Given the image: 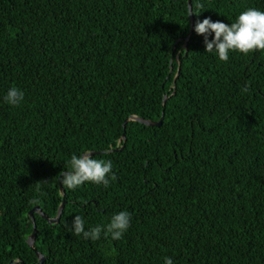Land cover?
Returning a JSON list of instances; mask_svg holds the SVG:
<instances>
[{
    "label": "trees",
    "instance_id": "trees-1",
    "mask_svg": "<svg viewBox=\"0 0 264 264\" xmlns=\"http://www.w3.org/2000/svg\"><path fill=\"white\" fill-rule=\"evenodd\" d=\"M189 2L194 29L264 11V0H0V264H38L29 213L57 217L59 174L85 151L117 180L62 185L56 224L35 213L43 264H264V52L223 62L194 29L186 48ZM13 86L20 106L4 101ZM163 113L161 126L124 128ZM121 211V240L71 231L75 216L89 230Z\"/></svg>",
    "mask_w": 264,
    "mask_h": 264
},
{
    "label": "clouds",
    "instance_id": "clouds-1",
    "mask_svg": "<svg viewBox=\"0 0 264 264\" xmlns=\"http://www.w3.org/2000/svg\"><path fill=\"white\" fill-rule=\"evenodd\" d=\"M194 13H190V16ZM195 32L204 37L206 52H215L220 61L228 62L229 54L239 52L248 56L257 51L264 52V11L249 8L241 12L236 22L226 24L219 20L212 21L205 18L202 22L197 21ZM214 34V39H209ZM249 89H244L247 92ZM23 91L13 86L4 97V101L11 106H20L24 101ZM111 146L105 150V155L109 154ZM70 171L61 172L60 183L69 190H76L86 183L110 186V181H116L117 176L113 172L112 161L96 159L91 151H85L77 156L73 154L69 161ZM31 203H39L33 200ZM131 226V213L121 211L112 216L106 225H96L89 230H85V221L81 216H75L72 221L71 231L75 235H82L85 239L98 241L102 238H111L118 241L123 238ZM164 264H173L169 257L164 258Z\"/></svg>",
    "mask_w": 264,
    "mask_h": 264
},
{
    "label": "water",
    "instance_id": "water-1",
    "mask_svg": "<svg viewBox=\"0 0 264 264\" xmlns=\"http://www.w3.org/2000/svg\"><path fill=\"white\" fill-rule=\"evenodd\" d=\"M189 9H190V13H192V6H191V3L189 2ZM191 22H192V29H191V32H190V35L189 37L186 39L185 41V44L184 46L187 48L188 47V43H189V40H190V37L193 33V29H194V20H193V16L191 15ZM173 71V66H171V72ZM179 72H180V68L178 69V73L176 75V78H178L179 76ZM174 89L176 87V79L174 80ZM164 101H166V97L164 99ZM163 118H164V113H163V116L161 118V120L157 123V122H153V121H150V120H145V119H142V118H139L137 116H131L130 118H128L126 121H125V124H124V128H126V124L130 121H133V122H139L143 125H146V126H161L162 123H163ZM93 153V156L96 155V154H99V152H92ZM60 191H61V194H62V197H63V202L59 208V211H58V214H57V217L54 218V219H51L49 218L48 216H46L43 211L40 209V207H35L30 213H29V217L33 223V232L31 234V236L29 237L28 239V244L29 246L31 247V249H33L36 254H37V257L39 259V262L38 264H43L44 261H45V258L44 256L39 253L38 251H36L35 249V240H36V236H37V227H36V224H35V213L39 214L43 219H45L49 224H56L59 222L60 218H61V215H62V212L64 210V207L66 205V201L64 200L65 198V192L63 190V187L62 185H60ZM14 261H12L10 264H13ZM24 264V263H22Z\"/></svg>",
    "mask_w": 264,
    "mask_h": 264
}]
</instances>
